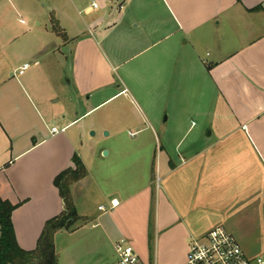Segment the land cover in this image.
<instances>
[{"label": "crops", "instance_id": "1", "mask_svg": "<svg viewBox=\"0 0 264 264\" xmlns=\"http://www.w3.org/2000/svg\"><path fill=\"white\" fill-rule=\"evenodd\" d=\"M82 1L0 0V45L37 44L0 66V196L19 204V245L35 249L46 222L65 211L55 178L75 168L78 155L87 175L73 187L77 215L96 214L97 222L73 233L88 252L125 238L145 262L140 253L154 224L156 264L161 244L173 252L218 226L246 253L264 254V0H97L102 10L73 34L72 6ZM53 21L65 30L64 43ZM67 44L69 54L61 50ZM25 63L31 66L19 74ZM63 76L78 96L102 94L98 105L131 93L147 118L129 120L137 126L99 177L80 135L69 132L91 109L51 132L67 117L50 108ZM124 148L132 163L121 160ZM84 181L103 201L92 213L78 205ZM112 199L116 207L98 209Z\"/></svg>", "mask_w": 264, "mask_h": 264}, {"label": "rangeland", "instance_id": "2", "mask_svg": "<svg viewBox=\"0 0 264 264\" xmlns=\"http://www.w3.org/2000/svg\"><path fill=\"white\" fill-rule=\"evenodd\" d=\"M62 1L64 2L65 0ZM95 2L97 3V0ZM41 3L43 4V1ZM91 3L92 0H83L81 3H78L76 8L72 6V12L74 13L75 11L76 19L74 18L75 21L71 22V26L69 28L70 33L76 34L87 30L85 20L91 17V15H94L102 10V8L98 4L100 3V1L98 0L97 4L99 7L95 8V11L92 12V14L87 13L85 8ZM21 14L22 16H20V20L17 19L18 23L20 22V24L21 22H23L24 18H27L25 14ZM53 27L54 26L51 25L52 31H54ZM61 31L65 32V30L63 29H61ZM61 38H63L61 42L64 43V37L61 36ZM34 43L35 45L33 46ZM36 45V42H30V40L27 41L24 38L19 39L14 46L12 45L10 47H2V45H0V66H3L4 69L8 68L13 58H25V56H27V51L29 49H36ZM61 50L69 54V45H62ZM68 58L70 64L68 62L65 63L66 70L68 69L69 65L71 68V57ZM64 78L65 76H63V82H60V84H58L60 89L58 92H56L58 94H56L51 99L52 102L50 103V108L51 111L56 114V116L63 117L64 115H67V117L65 119L61 118V121H56L54 124L59 125L58 128L61 129L68 121L75 119L76 117L82 115L85 111H89V109H91L90 112L84 115L78 122L73 124V126L69 129V132L72 134H76L77 136L80 135L79 137H81L80 140L83 144L82 153L84 154V159L87 162V165L89 164L88 166L91 167L90 172L94 176L99 177L100 174H102V171H105L107 168H111L112 164L114 165V157L115 152L118 149L117 147H120V145L122 144L123 137H128L126 133H129L130 130L137 126L135 124L129 125V120H135L141 123L143 120L148 124L147 118L139 108V102L137 104L134 102L135 98H133L131 93L117 95L111 100L98 105L103 101V99H105L102 94L95 93L90 100L87 99V97L81 96L80 94L78 96L77 92H75L73 88L67 86ZM55 100H57L58 102H54ZM139 119L141 121H138ZM119 131H122L123 133H120ZM111 150L112 153L110 154ZM123 150L122 154L120 155L121 160L127 163H132V157H134V155L130 152L129 149L124 148ZM105 151H108L107 155L105 154ZM83 179L84 177L78 181L71 183L69 186L73 201V187ZM77 189L79 190L77 196L80 209L87 208V211L89 213L97 211L98 204L103 201L96 193L97 190L94 184L89 183L88 185H86L84 181L77 186ZM78 211L79 209H77L76 207V214L74 218H72V220L75 219V222L73 224L74 226L70 227L69 229L63 230L65 231L64 233H61L59 231L55 235L57 264L116 263L117 254L114 247L112 248L109 245V248L107 246L105 249H102L99 254H95V252L90 253L91 249L87 248L88 244L86 243V239L77 242L78 240H76V237L78 236V233L74 234L73 232L76 231L80 226L86 227L84 225L85 221H87V224L91 223V221L97 222V220H95L96 214H85V216L80 217L79 215H77ZM150 228L151 233L148 242L150 244L148 247H145V249L140 254L143 257L145 264H156V253L158 254V251L156 252L155 244L156 228H154V224ZM201 237L202 236L197 238ZM205 237L206 235H204L203 238ZM193 240L194 239L190 240L189 238L188 243L178 244L177 250H174L173 252L167 249L165 247V244H161L157 264L179 263L184 257V249H186L188 245V252L193 243ZM247 254L250 256H255L249 253Z\"/></svg>", "mask_w": 264, "mask_h": 264}, {"label": "trees", "instance_id": "3", "mask_svg": "<svg viewBox=\"0 0 264 264\" xmlns=\"http://www.w3.org/2000/svg\"><path fill=\"white\" fill-rule=\"evenodd\" d=\"M53 26L56 33L67 38V34L61 31L59 23L53 21ZM74 162L75 168L67 169L55 178V185L65 201V211L46 222L37 247L33 250L22 248L17 240L13 212L19 204H13L0 196V264H57L55 235L59 231L69 229L75 222L72 218L76 214V206L69 186L87 175L82 158L75 155Z\"/></svg>", "mask_w": 264, "mask_h": 264}, {"label": "built area", "instance_id": "4", "mask_svg": "<svg viewBox=\"0 0 264 264\" xmlns=\"http://www.w3.org/2000/svg\"><path fill=\"white\" fill-rule=\"evenodd\" d=\"M93 7H98V4L94 2ZM30 66V63H25L19 68V74H23ZM63 130L64 128L53 127L51 132L57 134ZM118 204L117 199H112L110 208L100 205L98 209L107 212ZM205 235V238L204 235L201 238H194L182 264H264V254L248 255L225 227H215ZM113 247L117 254V261L114 264H145L135 247L125 238L116 241Z\"/></svg>", "mask_w": 264, "mask_h": 264}, {"label": "water", "instance_id": "5", "mask_svg": "<svg viewBox=\"0 0 264 264\" xmlns=\"http://www.w3.org/2000/svg\"><path fill=\"white\" fill-rule=\"evenodd\" d=\"M105 154L107 155L108 154V151H105Z\"/></svg>", "mask_w": 264, "mask_h": 264}]
</instances>
